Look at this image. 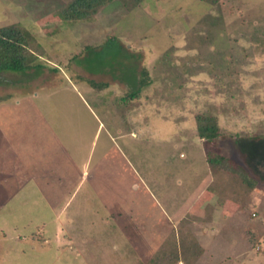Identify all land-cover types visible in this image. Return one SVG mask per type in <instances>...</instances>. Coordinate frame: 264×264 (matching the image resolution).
<instances>
[{"label": "rangeland", "instance_id": "rangeland-1", "mask_svg": "<svg viewBox=\"0 0 264 264\" xmlns=\"http://www.w3.org/2000/svg\"><path fill=\"white\" fill-rule=\"evenodd\" d=\"M62 4L0 0L44 63L0 73V264H142L182 218L196 264H264V141L242 139L264 136V0H113L71 23ZM142 68L150 84L124 97ZM198 112L217 117L212 143ZM207 152L256 186L215 185Z\"/></svg>", "mask_w": 264, "mask_h": 264}, {"label": "trees", "instance_id": "trees-1", "mask_svg": "<svg viewBox=\"0 0 264 264\" xmlns=\"http://www.w3.org/2000/svg\"><path fill=\"white\" fill-rule=\"evenodd\" d=\"M63 4L58 9V16L62 21L75 22L79 20H89L95 17L104 6L113 0H62ZM126 10L130 11L144 0H119ZM209 4H216L220 0H202ZM40 45L33 33L20 22L0 26V73L4 71L25 72L29 69L41 70L44 63L41 60L42 53L39 52ZM91 87L102 88L105 83H95L88 80ZM140 86L126 93L124 97H137L139 92L150 84L147 70H140ZM196 132L198 136L207 143H212L221 136L220 127L216 115L211 112L196 113ZM248 139L251 150L264 141L263 135H251ZM241 139V140H242ZM247 155L253 161L254 158L250 149L245 143L242 144ZM206 161L215 175L214 184H219L221 176L219 172H227L230 176H235L250 188L256 186V181L250 178L242 168L229 164L228 158L218 152L206 153ZM218 175V176H217ZM222 187L221 185L219 186ZM211 190L213 188L209 187ZM220 192V190H219ZM188 220L182 218L169 236L165 238L157 250L142 264H196L203 252L202 246L188 228Z\"/></svg>", "mask_w": 264, "mask_h": 264}, {"label": "crops", "instance_id": "crops-1", "mask_svg": "<svg viewBox=\"0 0 264 264\" xmlns=\"http://www.w3.org/2000/svg\"><path fill=\"white\" fill-rule=\"evenodd\" d=\"M0 99H1V98H0ZM5 150H7V148H5ZM0 153H2L3 155H6L7 158H10V157H9L10 155H9L6 151H3L1 148H0ZM0 155H1V154H0ZM9 160H10V159H9ZM9 160H8V161H9ZM6 175H7V174L4 173L1 177L6 176ZM3 178H4V177H3ZM3 182H6V180L3 181ZM207 182H209V180H208V181L206 180V183H205V184H207ZM5 186H6V183H5ZM191 196H192V197L190 198V200H189V202H188V204H190L189 207H190V206L192 207L191 204L193 203V200H196V201H197V199L200 197L199 195H196V193H195L194 195H191ZM191 207H190V208H191ZM183 210H184V211H183ZM181 212H186V210H185L184 207L180 210V213H181ZM180 213H179V214H180ZM178 216H179V215H178ZM178 216L176 217V221H177V219L179 218ZM176 221H174V222L172 223V226H171L170 229H172V228L175 226V222H176ZM159 244H160V243H159ZM157 248H158V247H157ZM157 248H156V250H157ZM156 250H155V251H156ZM155 251H154V252H155ZM154 252H153V253H154ZM153 253H152V254H153ZM152 254H150V255L147 257V259H148ZM144 259H145V258H144ZM147 259H145V261H147ZM145 261H144V262H145ZM144 262H143V263H144ZM181 263H182V262H179L178 264H181Z\"/></svg>", "mask_w": 264, "mask_h": 264}]
</instances>
